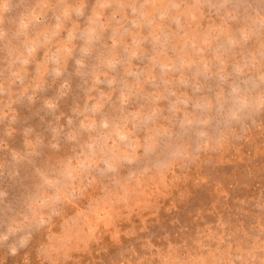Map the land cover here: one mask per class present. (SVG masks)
I'll return each instance as SVG.
<instances>
[{
	"label": "clouds",
	"instance_id": "1",
	"mask_svg": "<svg viewBox=\"0 0 264 264\" xmlns=\"http://www.w3.org/2000/svg\"><path fill=\"white\" fill-rule=\"evenodd\" d=\"M0 264H264V0H0Z\"/></svg>",
	"mask_w": 264,
	"mask_h": 264
}]
</instances>
